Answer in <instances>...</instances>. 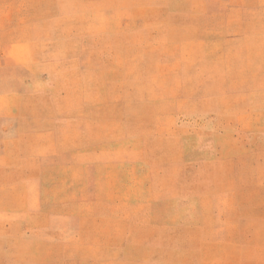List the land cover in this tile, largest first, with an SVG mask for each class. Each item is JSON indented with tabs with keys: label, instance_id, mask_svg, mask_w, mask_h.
<instances>
[{
	"label": "rangeland",
	"instance_id": "374dc122",
	"mask_svg": "<svg viewBox=\"0 0 264 264\" xmlns=\"http://www.w3.org/2000/svg\"><path fill=\"white\" fill-rule=\"evenodd\" d=\"M0 264H264V0H0Z\"/></svg>",
	"mask_w": 264,
	"mask_h": 264
}]
</instances>
